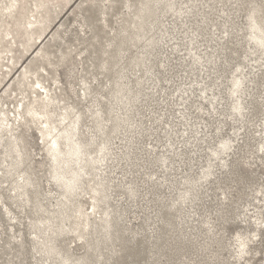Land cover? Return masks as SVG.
<instances>
[{
	"label": "rangeland",
	"instance_id": "rangeland-1",
	"mask_svg": "<svg viewBox=\"0 0 264 264\" xmlns=\"http://www.w3.org/2000/svg\"><path fill=\"white\" fill-rule=\"evenodd\" d=\"M1 111L0 264H264V0H0Z\"/></svg>",
	"mask_w": 264,
	"mask_h": 264
},
{
	"label": "bare ground",
	"instance_id": "bare-ground-1",
	"mask_svg": "<svg viewBox=\"0 0 264 264\" xmlns=\"http://www.w3.org/2000/svg\"><path fill=\"white\" fill-rule=\"evenodd\" d=\"M44 92H46V94H48V92L45 88H44ZM27 113L32 117H35L38 115L34 110H31V109H29L27 111ZM1 115H2V117H1L0 128H3L8 134L11 135V137H13V135H14L13 131L15 130L14 127L16 124L13 123L11 125V123L8 119L9 117H8L7 113H5L4 111H1ZM16 116L17 115H15V118H16ZM45 124H46V126L43 125L45 130L42 129L41 133H42L43 137L50 138L51 146L49 147L48 151L51 154L53 163L56 166V168H58V166L61 162H65V160L62 161L59 159V157L62 155L64 156L66 154L65 156L77 157L76 159H78L79 158L78 155H80V151L76 148V146H77L76 144H75V146L73 144L72 145L70 144L71 138L69 135H71V134L67 133V132H64V136L62 135V133L56 134L55 133L56 129L50 125L49 121L46 120ZM60 138H63L66 141V143H67L66 149L68 150L67 152H65L64 150H62L60 148V141H59ZM61 177H62L61 174L56 175V179H60ZM70 182L71 181L68 180L67 184H70Z\"/></svg>",
	"mask_w": 264,
	"mask_h": 264
}]
</instances>
